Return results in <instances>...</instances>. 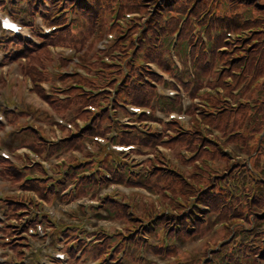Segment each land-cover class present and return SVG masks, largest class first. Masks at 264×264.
<instances>
[{"label":"rangeland","instance_id":"1","mask_svg":"<svg viewBox=\"0 0 264 264\" xmlns=\"http://www.w3.org/2000/svg\"><path fill=\"white\" fill-rule=\"evenodd\" d=\"M92 0H76V2L72 3L70 14L73 16V20L77 23L83 24L84 20L82 18H86V8L91 3ZM99 1V0H94ZM200 0H198L199 2ZM205 4L207 3L206 0ZM18 2V1H16ZM195 0H190L188 5L181 11L180 15L176 16V21H180V23L187 24V27L191 29V23H193L194 18L197 17V5L198 2L195 3ZM252 4H255L249 10V16L254 19L251 21V25L249 31H247L246 39L243 41H236L235 44H232L230 47L229 44L226 46L223 45L224 40L222 39V45L224 46V50L221 52L209 50V59L210 67L214 73L215 78L220 82V86L224 89H229L232 92H236L238 89H242V93L239 91L234 93L232 97H230L229 101H224V105H233L234 100H242V105L237 106V110L241 111L236 115H244L249 114L248 111L251 103L247 102V96L245 97L246 91L248 93L249 98H254L256 100L255 103L261 102L263 106L261 107L260 111L264 113V0H253ZM245 11L244 9H242ZM246 12V11H245ZM65 16V14H63ZM65 21L68 19L65 18ZM120 21V22H119ZM127 20H123V23H127ZM134 21H137L134 20ZM178 23V24H180ZM177 24V23H176ZM184 24H180L181 27ZM121 20L112 21L107 28H105V32H108L109 28L112 29L113 34L117 37L119 33H121ZM185 26V25H184ZM111 32H108L109 34ZM178 34V31L174 34V37ZM173 37V38H174ZM96 40L98 43L101 41ZM96 41H94V47H96ZM256 43L249 47L253 42ZM232 43L231 41L229 42ZM90 46V45H89ZM230 47V48H229ZM249 47V49H247ZM229 48L228 52L227 49ZM239 55V58L233 60L231 63V67L229 70H221L222 67H228L224 65L225 60H231L234 56ZM223 56L225 58L223 59ZM222 57L223 60L220 58ZM183 62L185 60L181 57ZM215 63V64H214ZM235 63L236 70L244 65L243 72L239 75V70H232V67ZM52 70H56L57 74V82H60L61 85L66 86L68 83L62 77V68L57 66L55 62H50L47 64ZM237 72V74L235 73ZM49 75L48 72H46ZM76 78V77H75ZM71 79V78H70ZM69 79V80H70ZM226 80L228 83L224 82ZM50 81V80H49ZM97 84V83H95ZM10 90L13 89L12 94V102H11V110H14L15 113L18 114V117L21 119L20 113L25 110H29V104L25 101V89L22 88L20 85H17L15 81H10L9 83ZM218 88V86H217ZM213 96H218L219 99L223 100L224 95L221 92L220 94L215 92V89L212 90ZM222 95V96H220ZM255 106L254 108H256ZM233 109V110H235ZM14 112L10 111L8 117H12ZM223 118H228L229 113L225 110L220 114ZM237 117L233 116V120ZM262 121V120H261ZM259 122H251L247 127L242 128L239 132L242 138H238L236 140L235 148L239 147V142H243V144L251 149L255 153V159L252 161L255 165V172H259L261 176L258 174L255 178L254 183H247L245 185L248 191L251 190V194H243L242 189L237 190V188H241L243 181L238 182L235 187L231 186L230 189V198L233 199L234 202H228L229 205H233L239 199L237 203L238 207L233 206L231 209H235L231 218L226 223H224V234L225 240L229 242V240L234 239L238 242L242 240L243 242H248L251 237H249L246 233H256L261 234L262 230L264 229V190L262 184H264V128H262V132L257 133V126ZM14 129H18V125H13ZM209 136L210 132H206ZM205 134V135H206ZM25 136H30V133H25ZM231 137L233 138L234 135L232 134ZM216 138L218 135L216 134ZM215 138V139H216ZM263 144V145H262ZM217 145L221 148L222 144L217 142ZM236 156L238 153H234ZM211 156H217L218 153L215 154L212 152L209 154ZM248 159H244L242 165L246 163ZM219 164V172L211 173L209 178V182L207 186L211 185L213 187L215 185V179L220 177V180L227 179L228 175L231 173L240 172L239 165H234L230 159L220 160ZM218 169V168H217ZM224 169H229L228 171H223ZM244 173V171H242ZM244 190V188H243ZM226 195L221 193V196L214 191H209V196L207 195L205 199L207 200V204L215 205L219 201H225ZM151 200V198H149ZM252 213L250 216L249 214ZM223 228L222 219L221 217L217 216L214 218L210 225H206L203 229H201L198 233H189L185 234L182 237H173L165 234L159 235L158 238H154L151 240V243L155 245V250L157 251V257L164 262L165 264H264L255 261V258L250 256L249 252H242L241 255L234 259H227V247L230 245H225V241L222 243L224 244L221 247L216 246L219 236L221 235ZM260 244V243H258ZM260 247L264 245L260 244ZM253 247V246H252ZM264 250V249H263ZM239 253V252H238ZM202 254V255H200ZM255 255H259V250L254 252ZM154 255L149 251H144V258L145 259L143 264H155L150 262V258ZM232 258V257H230ZM261 262V261H260ZM160 264V262L158 263Z\"/></svg>","mask_w":264,"mask_h":264},{"label":"trees","instance_id":"2","mask_svg":"<svg viewBox=\"0 0 264 264\" xmlns=\"http://www.w3.org/2000/svg\"><path fill=\"white\" fill-rule=\"evenodd\" d=\"M67 7L73 5L72 3L76 2V0H65ZM170 2V1H169ZM57 4L54 6L56 7ZM101 4L97 1L92 0L91 3L86 8V18H82L84 20L83 24L77 23L74 21L70 28H63L58 31L53 37L49 38L44 44L40 47H37L33 44H29L26 48L20 46V55H26L29 58L28 70L29 74H33L37 78H42L47 76L46 72H39L36 70L35 65L45 66L46 60H51V53L49 51L48 43H61L67 45H75L79 49H83L88 46L87 52L83 55L82 59L87 63L88 57L91 53L94 52V41L99 40L103 34L105 33V28L110 20L107 13H103V9L100 7ZM168 7H164L163 5L159 7V14L152 18L150 22V30L153 31L154 25L156 22L161 19V13L167 14ZM136 9L144 10L146 7H140L138 4L136 5ZM136 27V25H135ZM132 36L127 38L131 40ZM118 42H121L119 37H117V45ZM120 44V43H119ZM90 45V46H89ZM153 50H151V53ZM264 249V246L262 247ZM252 258H256L255 261H264V254L255 255L254 252L256 248H252L251 250ZM255 255V256H254Z\"/></svg>","mask_w":264,"mask_h":264},{"label":"snow or ice","instance_id":"3","mask_svg":"<svg viewBox=\"0 0 264 264\" xmlns=\"http://www.w3.org/2000/svg\"><path fill=\"white\" fill-rule=\"evenodd\" d=\"M5 27H10V25L8 24V22L5 21V24H4Z\"/></svg>","mask_w":264,"mask_h":264}]
</instances>
